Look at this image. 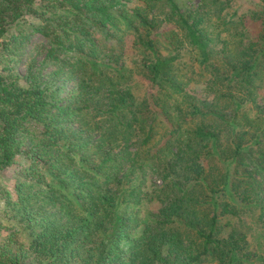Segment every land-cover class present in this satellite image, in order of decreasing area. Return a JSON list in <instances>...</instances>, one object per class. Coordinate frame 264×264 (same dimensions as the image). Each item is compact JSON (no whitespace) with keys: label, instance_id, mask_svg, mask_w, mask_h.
Wrapping results in <instances>:
<instances>
[{"label":"trees","instance_id":"1","mask_svg":"<svg viewBox=\"0 0 264 264\" xmlns=\"http://www.w3.org/2000/svg\"><path fill=\"white\" fill-rule=\"evenodd\" d=\"M231 5L0 0V170L14 169L17 202L29 218L41 215L29 247L34 264H202L210 253L214 264H238L237 238L214 237L215 212L207 224L198 207L203 189L220 188L207 182L203 157L245 164L247 149L264 145V95L256 91L264 82V4L246 16L254 25L235 18ZM26 16L41 19L27 31ZM34 32L48 44L44 77L13 71ZM66 80L73 83L62 93ZM199 80L202 93L192 86ZM170 160L182 173L153 188L161 205L142 221L133 210L148 195L142 182ZM188 171L195 178L183 188ZM19 252L2 243L0 264H21Z\"/></svg>","mask_w":264,"mask_h":264},{"label":"rangeland","instance_id":"2","mask_svg":"<svg viewBox=\"0 0 264 264\" xmlns=\"http://www.w3.org/2000/svg\"><path fill=\"white\" fill-rule=\"evenodd\" d=\"M198 1L178 0V3L182 8H185L191 4H196ZM263 4L264 0H232L231 8L236 11L235 18H244L245 20L246 16H250ZM40 19V17L26 16V20L21 24V27L28 31L29 27L37 24ZM249 19L247 18L244 23L246 25H254V22L250 23ZM110 39L113 41H109L114 42L115 45L119 44L113 37H110ZM232 40L236 44L237 41ZM232 44H230V47L233 46ZM129 45L130 42L126 39V50L130 49ZM47 46L45 37L38 32L32 33L24 49L18 55V61L14 65L13 71L23 74L30 68L38 77H44L52 69L48 61L45 60L46 58H44ZM194 68L198 72L196 61H194ZM142 81L144 80L142 79ZM62 83L63 87L61 91L65 93L71 87L73 81L66 80ZM192 86L195 88V91L197 90L202 93L203 83L201 80L194 82ZM256 91L260 96L264 95V82L263 87H258ZM257 103L259 105L264 104V99H258ZM245 106L251 107L248 104ZM252 110L256 111L255 109ZM157 129L158 131L151 138L152 142H155V146L159 144L160 133L165 129V123H159ZM257 143L247 149H252L253 156L250 159L245 158V164L241 162L238 165L234 164V160L232 159L222 161V159H216V157L209 155L199 161L201 165L203 164L201 169L205 170L207 182L210 184L214 183V186L220 185V188H212L211 190L208 188L202 191L206 199L198 207L200 209L204 208L203 222L208 220L207 224H209L211 215L215 212L216 219L213 236L224 237L228 234H233L235 239L237 238V243L240 245L238 250H236L238 264H264V159L259 155V150L264 149V145L259 146ZM240 151L244 152L246 150ZM160 152L164 159H169L170 151L168 147L162 148ZM170 163H172L171 167L166 168L163 163L161 172L156 173L153 177L148 175V177L144 178L142 182L143 190L147 189L148 195H142L141 202L133 207L134 212H136L140 220H146L148 217L153 218L154 212L161 205V202L153 196V188H159L163 182L170 184L174 178L172 175L182 173L178 167L176 168L174 162L170 160ZM257 165L260 166L257 168ZM235 168L236 171H234ZM7 170L9 171L0 170V245L8 243L10 249L14 252L25 250V256L21 257L19 262L21 264H34L36 262L35 254L29 247L33 234L40 230L37 222L40 220L41 215L33 213L29 218L27 208L17 202L18 191L13 184L14 180H16L13 176L15 171L13 168ZM250 170H252V175L255 177L252 183ZM224 172L227 174L225 185L222 184ZM188 173L189 178L187 180H179L183 182V188L188 186L187 182L192 184L193 181L191 179L195 178V171H188ZM212 175H214L213 179ZM50 179L54 181L52 178ZM27 206L31 212L35 211L33 208L35 204H28ZM123 208L125 209V214H128L129 210L132 209V205H126ZM184 224L186 226L183 225V227L187 229H189L187 226H191V223L185 220ZM202 226H204L203 229L205 230L210 227L203 224ZM138 228L136 227V230ZM48 260L44 258L43 263L47 264ZM217 260L215 255L210 253L203 260L202 264H214ZM100 264L109 263L103 262Z\"/></svg>","mask_w":264,"mask_h":264}]
</instances>
